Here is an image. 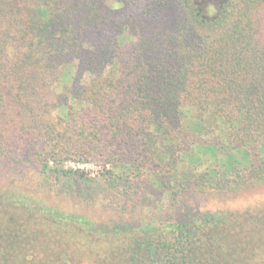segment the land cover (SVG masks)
<instances>
[{
    "label": "trees",
    "instance_id": "trees-1",
    "mask_svg": "<svg viewBox=\"0 0 264 264\" xmlns=\"http://www.w3.org/2000/svg\"><path fill=\"white\" fill-rule=\"evenodd\" d=\"M260 189L264 0H0V264H264Z\"/></svg>",
    "mask_w": 264,
    "mask_h": 264
},
{
    "label": "rangeland",
    "instance_id": "rangeland-1",
    "mask_svg": "<svg viewBox=\"0 0 264 264\" xmlns=\"http://www.w3.org/2000/svg\"><path fill=\"white\" fill-rule=\"evenodd\" d=\"M112 0H105V2L109 3ZM70 164L74 167H80L84 169L90 176L96 175L99 171L103 170V166L99 161H92L88 163H67ZM110 166V165H108ZM146 198H145V203L146 204H138V205H132L129 203L128 207H124L121 205L122 208H120V212H118V215H124V209L126 215L133 216L135 219L139 215H144L146 213H149V211L156 206V202L161 199L162 194L158 191H147L144 190ZM166 200V198H165ZM264 200V190H256L254 192L247 193L245 195H242L238 198L235 199H229L227 201H222L220 202H215L212 201L210 203H206L205 205L202 206L203 209L205 208H211L213 210H220V209H225V208H233V209H244L247 207H252L255 206L259 203H261ZM104 202H107V200H104ZM122 204V203H121ZM186 211V210H185ZM188 211V210H187ZM194 210H190V212H193Z\"/></svg>",
    "mask_w": 264,
    "mask_h": 264
}]
</instances>
